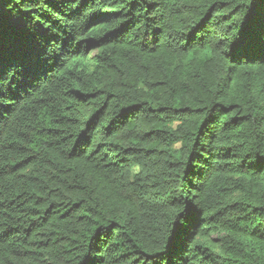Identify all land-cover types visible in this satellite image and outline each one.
<instances>
[{
    "label": "trees",
    "instance_id": "1",
    "mask_svg": "<svg viewBox=\"0 0 264 264\" xmlns=\"http://www.w3.org/2000/svg\"><path fill=\"white\" fill-rule=\"evenodd\" d=\"M0 264H264V0H0Z\"/></svg>",
    "mask_w": 264,
    "mask_h": 264
}]
</instances>
